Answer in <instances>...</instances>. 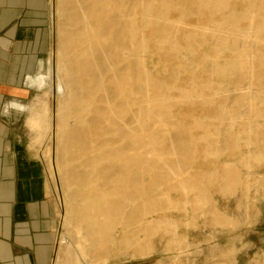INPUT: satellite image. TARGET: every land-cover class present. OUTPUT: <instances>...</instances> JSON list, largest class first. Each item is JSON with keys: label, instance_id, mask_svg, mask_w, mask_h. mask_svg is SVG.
<instances>
[{"label": "bare ground", "instance_id": "obj_1", "mask_svg": "<svg viewBox=\"0 0 264 264\" xmlns=\"http://www.w3.org/2000/svg\"><path fill=\"white\" fill-rule=\"evenodd\" d=\"M50 1L54 5L56 18L53 29L54 73L64 74L67 91L65 101L59 98L55 104L53 99L54 124L49 138L50 146L45 153L48 173L63 198L59 207L61 213L56 264H79L74 249L79 250L83 259L91 264L92 244L96 242L95 245L101 247L107 242L105 237L110 225L122 228L123 235L119 241L121 248L134 247L136 244L139 247L137 233L170 231L173 228L167 221L146 222L144 219L162 209L156 200H162L165 208L172 207L185 212L187 206H192L194 212L203 213L209 206L202 186L205 177L210 184L221 183L223 193H227L236 184L247 188L253 183L248 178L236 177L234 165H223L220 171L213 173L193 171L199 179L194 180V186L189 185L191 173L183 172L182 165L195 163L197 157L205 161L215 158L219 134L212 125L214 118L193 120L187 125L179 123L172 112L174 107L182 105L183 100L192 97L200 99L202 92L212 91V86L209 83L199 85L192 82V86H200L201 89L189 92L152 79L145 67L147 31L153 33L151 42L156 50L171 54L178 51L173 39L177 26L168 18L158 26L156 15L167 16L170 10L176 9L181 20H184L188 13L187 4L198 10L205 8L219 12L226 8L230 0H75V6L69 13L58 7L70 0ZM256 2L255 10L252 11L250 1L246 0L242 17L249 22L248 31L258 35L250 34L256 47L254 54L246 52L245 48L241 52L232 51L236 43L232 44L226 38H217L211 43L215 52L230 50L238 57L237 63L219 69L223 76L231 75L232 72L241 74L236 87L245 80L256 87L262 86L256 72L264 70V0ZM251 17L253 23L250 22ZM57 20L61 22L59 26ZM236 20L234 27L238 29L242 21ZM225 28L229 27L223 26ZM159 31L160 37L157 36ZM205 33L190 31L186 39H183L190 44L201 45L206 42ZM108 43L113 44L110 51ZM34 84L43 86V79L37 78ZM61 88L59 84L54 85L56 94L61 92ZM93 93L98 95L96 106L82 114L74 104L75 97L78 95L80 99L88 100ZM255 97L252 91L239 99L253 103ZM116 101L120 103L118 107ZM223 115L231 121L228 125L234 121L230 113L223 112ZM81 116L84 119L76 122ZM50 117L51 111L47 104L42 99L37 100L33 116L27 122L35 133L34 146L40 147L45 143L50 132L45 120ZM147 120L154 121L153 127L147 125ZM261 127L257 126L258 129ZM172 132L187 135L191 148L185 149L183 143L175 147ZM106 135L109 136L107 142L100 144L99 140ZM178 149L190 153L180 159L176 156ZM174 157H179L180 161ZM263 160V155H257V161ZM79 168L82 169L81 174L73 173ZM157 173L162 174L157 177L164 179L167 187L159 188L147 202L144 196L148 189H145L146 182L143 183V179ZM68 190L72 198L70 203L66 199ZM169 190L179 192L183 201L170 200L167 195ZM126 205L130 210L128 214ZM210 214L213 223L231 227L230 223L219 218L215 210H211ZM131 228L134 230L131 231ZM66 236L70 240L68 245L63 244L62 240ZM185 244L180 240L172 246L184 249L187 248ZM139 252L144 255L143 251ZM96 262L104 264L105 259L99 258Z\"/></svg>", "mask_w": 264, "mask_h": 264}, {"label": "rangeland", "instance_id": "obj_2", "mask_svg": "<svg viewBox=\"0 0 264 264\" xmlns=\"http://www.w3.org/2000/svg\"><path fill=\"white\" fill-rule=\"evenodd\" d=\"M249 1L250 8L254 11L257 2L256 0ZM74 3L75 0H70L58 8L69 13L72 12L75 6ZM245 3L246 0H230L226 8H223L219 12H211L205 8L198 10L187 4L188 13L185 15L184 20H181L179 11L176 9L170 10L167 16L161 14L156 15L158 26L166 18L177 26L173 34V39L177 44L178 51L176 54H171L156 50L153 42H151L153 33L147 31L145 34L148 42V51L145 55V67L152 79L160 80L168 86H174L175 88L189 92L201 89L200 86H192V82L199 85L201 83H209L212 86V91H204L201 94V98L207 99L206 101H203L201 98L192 97L188 99L189 101L183 100L182 105L174 107L172 112L175 119L177 121L179 120V123H186L187 125L192 123L193 120L204 121L206 118H214L213 120L215 122L212 121V125L217 129L219 134V142L215 146V152L217 154L215 158H210L205 161L197 157L195 163H184L185 165H182L181 169L183 172L191 173V182L189 185L194 186L196 184L195 181L199 179L198 176L193 174V171L213 173L220 171L223 165H234L236 167V171L234 172L236 177L241 179L248 178L253 183L249 184L247 188L236 184L227 193H223L220 188L221 183L210 184L207 177L203 178L202 186L204 187L205 196L209 200V206L201 214L194 212L192 206H187L186 211L183 212L172 207L165 208L162 200H156V203L161 204L160 207L162 206V209L146 216L144 218L145 221H167L173 229H170V231L160 230L155 233H137L139 247L136 244L134 247L121 248L119 241L123 235L122 228L119 225H116L117 227L119 226L118 228L110 225L105 237L107 242L101 247H97L95 245L96 242L92 244L90 254L91 264H96L99 258L105 259L104 264H261L264 262V188L262 187L264 185V160L261 162L257 161V155L264 156V70L256 72L261 80V87H256L255 84L251 85L246 80L239 87H236L235 84L238 83L241 76L239 72H232L231 75L227 74L223 76L219 71L223 66L237 63L238 57L232 51L241 52L245 48L246 52L250 54L256 52L254 39L250 34L254 36L258 35L255 32L251 33L252 31H248L249 22L247 19L242 18L244 10L246 9ZM50 12L52 46L49 79L51 80V96L47 99V102L51 106V117L49 118L50 132L42 146L37 147L36 150L31 148L36 162L44 168L46 178L51 184L53 198L58 205L59 219V213H61V208L59 209V207L63 201L62 193L57 191L55 182L54 180L52 181L48 173L45 153L47 147L50 146L49 138L52 135L54 124L53 99L55 100V104L59 98L65 101L67 91L64 85V74L61 72L54 73L53 29L56 24V18H54L55 9L52 3ZM259 18H261V14ZM236 19L242 21L238 29L234 27L237 22ZM57 22H59L57 23L59 26L61 24L60 20H57ZM250 22H254L252 17ZM223 26L229 28L223 29ZM194 30L201 33L206 32V42L204 44L193 45L188 41H184L188 32ZM110 32H112V29H110ZM160 35L161 33L159 31L157 36L160 37ZM217 38H226L228 42L232 44L236 43V47L231 48L232 51L217 50L215 52L211 43L212 40L214 41ZM240 46H242L241 49ZM112 47L113 44L108 43L109 51ZM48 60L49 57L39 75L47 74ZM56 84L62 87L61 92L57 94L54 91V85ZM244 89L247 91L245 92ZM35 91L36 97L42 95L39 94L36 88ZM252 91L253 96L256 95L253 103L248 100L240 101L242 95ZM171 94L177 95L176 93ZM97 97L98 95L93 93L88 100H82L77 95L74 104L78 111L83 114L87 109H92L96 106ZM209 98L211 101H209ZM37 100H39L38 97L36 98L35 104ZM115 103L117 107L120 105L118 101ZM223 112L230 113L234 118V121L230 125L228 124L231 121L227 120L229 118L226 117L227 119H225L223 117ZM83 119L84 116H81L80 119L75 121L78 122ZM207 122L211 123V121ZM153 123L154 121L147 120L148 126L153 127ZM258 125L262 126L261 129L257 128ZM25 133L27 134L25 138L27 142L30 136L27 132ZM104 137L99 140L100 144L107 142L109 136L106 135L105 139ZM172 140L175 147H179L180 143H183L185 149L191 148V145L188 144V136L183 133L172 132ZM99 143L97 142V144ZM166 147H168V143H166ZM186 153L188 154L190 152H184L178 149L176 156L182 159L187 157ZM184 154L185 156H183ZM179 157H174V159L180 161ZM81 171L82 169L79 168L74 170L73 173L81 174ZM161 175V173H157L144 177L143 183L146 182L144 186H146L145 189H148L145 191L146 196H144V199L147 202L157 193L159 188L165 189L167 187L164 179L157 177ZM57 182L59 183L58 176ZM155 184L158 186L156 187ZM152 187L155 190H151ZM167 195L174 202L183 201L182 195L177 191L169 190ZM66 199L69 203L72 202L70 190L66 194ZM125 210H128V214L130 211L128 205L125 206ZM211 210H215L219 218L222 221L224 219L230 223L231 227H223V224L218 225L213 223L210 214ZM132 230L134 228H131ZM62 240L63 244L68 245L70 243L67 236ZM180 240L186 243L187 248L179 249L178 247L172 246L173 243L178 244ZM115 241L116 244H114ZM73 251L78 256L79 264H88L80 255L79 250L74 249ZM139 251H143L144 255H141Z\"/></svg>", "mask_w": 264, "mask_h": 264}, {"label": "crops", "instance_id": "obj_3", "mask_svg": "<svg viewBox=\"0 0 264 264\" xmlns=\"http://www.w3.org/2000/svg\"><path fill=\"white\" fill-rule=\"evenodd\" d=\"M50 11V0H0V264L57 261L58 205L27 125L37 97L51 109Z\"/></svg>", "mask_w": 264, "mask_h": 264}]
</instances>
